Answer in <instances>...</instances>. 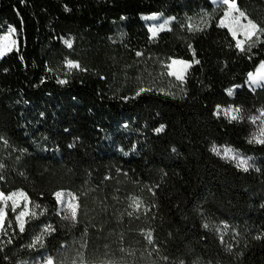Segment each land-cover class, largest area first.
<instances>
[{"label": "trees", "instance_id": "obj_1", "mask_svg": "<svg viewBox=\"0 0 264 264\" xmlns=\"http://www.w3.org/2000/svg\"><path fill=\"white\" fill-rule=\"evenodd\" d=\"M237 4L264 28V0ZM224 11L210 0H0V44L10 29L18 44L0 60V192L40 205L24 232L8 218L0 264H264V144L249 143L264 128V87L247 83L264 35L241 52ZM157 14L173 23L152 39L142 17ZM173 60L191 64L184 80L169 74ZM225 148L255 168L223 159ZM57 192L75 198V221Z\"/></svg>", "mask_w": 264, "mask_h": 264}, {"label": "snow or ice", "instance_id": "obj_2", "mask_svg": "<svg viewBox=\"0 0 264 264\" xmlns=\"http://www.w3.org/2000/svg\"><path fill=\"white\" fill-rule=\"evenodd\" d=\"M23 2V0H22ZM221 4L227 5L228 6V12L226 13L225 18H227L228 16L231 15V13L233 11H239L237 8V5L235 3V0H220ZM240 17L244 16L243 12H240ZM145 20H156L157 17L156 16H149V17H144ZM233 19L238 23L239 22V17H233ZM167 22L165 23H161L158 27L157 26H152L149 28V31L152 33L153 37L156 36V34L160 31H163L166 28ZM220 26L222 27H227V25L224 24L223 21L220 22ZM245 37L248 40H251V38L253 36L257 37V40H259V37L261 35H264V28H260L258 27V25H256L255 23H253L252 21H248V24L245 26ZM232 35L235 38L237 33L235 30H232ZM14 31V29H13ZM264 42V41H262ZM63 43L69 48H72V41L71 40H63ZM236 47L241 51V52H245V48L243 46V42L242 41H237L236 43ZM248 50H251V44L249 45ZM142 53L137 52L136 55L140 56ZM4 55V51L0 50V57H2ZM251 58V57H249ZM21 59H23L21 57ZM185 64L186 67L190 66L189 64H187L184 61H176L173 60L172 64ZM195 63H199V61H195ZM66 67L69 70L72 69H79L81 71H85L86 69H81L80 65L77 62H73L71 60L66 61ZM169 67L171 68V65H169ZM170 75L176 76V78L178 80H183V75L178 74L175 71H171L169 73ZM57 83L64 85L67 83V80H63L60 79L57 81ZM249 87H264V62H261L259 68L257 69V71L255 73H249L248 74V81H247ZM235 87H241L240 85H237ZM147 91V89H140V91L137 92V95H140L142 92ZM234 91L233 89H229L227 90L228 95H232ZM221 112H223V115L225 116V118H227L229 120V122L232 121H241L243 119V117L240 115V110L237 109H233V108H227V109H220L219 107L217 108V112L216 115L219 116L221 114ZM261 116H264V112H261ZM252 122L255 123L256 120L258 119V117H252ZM164 130V126L161 125L158 129H156L157 133L162 132ZM252 142H256V143H260V144H264V128H261L260 132L258 135H255L253 137L252 140L249 141V143ZM173 151H175V149H173ZM211 151L213 153H215L218 156H221V149L216 147L215 145L212 146ZM127 155V153H125ZM223 159H227V160H231V161H236V166L238 168H241L243 171L247 172L249 171L250 168H255L254 164H250L249 160L251 158L245 159V158H241L239 157L238 154L234 153L232 151V149L230 148H225L223 150V155H222ZM3 165H0V168H2ZM256 171H259L258 168L255 169ZM0 179H2V177H0ZM57 202L59 204L62 205L61 211H63L64 213H66L65 215V219H71L73 221L76 220L77 217V209H78V205L74 204V197L68 199V200H64V193L63 192H57L55 194ZM17 198H21L23 201H25V207L24 209H22L19 214L16 216V221L18 222V228L20 232H24L25 230V223H26V217L31 216L32 218H36L37 214L35 212H30L29 209L27 208V197L23 192H14L11 193L9 195H5L3 192H0V203L3 204V208H0V232H3L4 235H7V230L4 228V221L6 219L7 213L5 211V209L8 207V201H12V210L15 211L16 208L19 206V201ZM135 210H139L141 207V201L139 200H134L132 205H131ZM36 208H39L40 205H35ZM43 213H41L42 215ZM11 225V221H9V226ZM50 231H54V229H52L51 225H46L43 228V232L39 235L36 236L35 240L33 241V243L30 245V247H36L37 244H41L43 242L44 239V235L49 233ZM146 238L148 239L149 243H152V237H151V233H147ZM256 239H261L260 236H257ZM11 242V241H9ZM47 264H53V261L51 258H48L47 260Z\"/></svg>", "mask_w": 264, "mask_h": 264}, {"label": "rangeland", "instance_id": "obj_3", "mask_svg": "<svg viewBox=\"0 0 264 264\" xmlns=\"http://www.w3.org/2000/svg\"><path fill=\"white\" fill-rule=\"evenodd\" d=\"M210 1L213 3L215 8L224 7L225 11H224L223 17L220 19V22L223 21L224 24L227 25V27H223V28L228 29L231 34H232V31L230 29L236 31L237 35H236L235 39H236V41L239 40V41L243 42V46H244L245 50H248L250 44H251V49L256 47L259 44V40H257V37H255V36H253L251 38V40L246 39V37H245V31H246L245 26L248 24L249 19L245 15L243 17H240L239 14H240L241 10L238 7L237 0H235V3L237 5V8H238L239 11H233L231 13V15L228 16L227 18H225V16H226V13L228 12V6L224 5V4H221L220 0H210ZM149 16H156L157 19L156 20H145L144 19V17H149ZM149 16H143L142 17V20L145 23V25L147 26L148 30L152 26H157L158 27L161 23L167 22L166 28L163 31L158 32L155 37H153L152 33L149 31L150 36H151L152 39L157 38L161 33L171 29V24L173 23V19L172 18L166 17L164 15H159V14H157V15H149ZM233 17H239V22L237 23L233 19ZM220 22H219V25H220ZM17 48H18V44H17L16 38H15V31H13V29H10L8 31V33L4 36V38L2 40V43L0 44V50L4 51V55L2 57H0V60L3 57H5L6 55L10 54L11 52L17 50ZM176 61H182V60H176ZM186 63L189 64L190 66L186 67L185 64H180V63L172 64V62H171L170 63L171 68L169 67V72L175 71L178 74L183 75V77H184L183 80H184L186 78V76H187V73H188L190 67H191L190 63H188V62H186ZM257 69L255 70V72L257 71ZM255 72H253V73H255ZM171 76L176 78V76H173V75H171ZM248 87H249V85H248ZM249 88L252 91H256L257 89H259L261 87H249ZM239 157H241V156L239 155ZM241 158H243V157H241ZM15 192L18 193V192H23V191H15ZM23 193L27 197V208L29 209V211L30 212H35L38 215V208H36L35 205L32 204V202H31L30 198L28 197V195L25 192H23ZM70 198H71L70 194L64 193V197H63L64 200H68ZM17 199L19 201V206L16 208L15 211L12 210V201H8L7 202L8 203V207L5 209V211L7 213V216H6V219L4 221V226H5L8 218L11 215H14L15 219H16V216L25 207V203L26 202L23 201L21 198H17ZM60 206L62 208L61 204H60ZM0 208H3V204L2 203H0ZM25 219H26V222H27L29 219H32V217L28 216ZM17 225H18V222H17ZM25 225H26V223H25ZM52 261H53V264H57V262H55L54 260H52ZM45 264H47V263H45ZM76 264H87V263L78 262Z\"/></svg>", "mask_w": 264, "mask_h": 264}]
</instances>
